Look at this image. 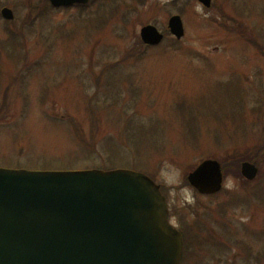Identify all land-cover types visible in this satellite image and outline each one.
<instances>
[{
  "label": "rangeland",
  "instance_id": "obj_1",
  "mask_svg": "<svg viewBox=\"0 0 264 264\" xmlns=\"http://www.w3.org/2000/svg\"><path fill=\"white\" fill-rule=\"evenodd\" d=\"M2 5L16 18L0 14L1 168L146 173L184 231L182 264H264V0ZM146 25L160 46L141 41ZM209 158L224 168L214 196L187 182Z\"/></svg>",
  "mask_w": 264,
  "mask_h": 264
},
{
  "label": "water",
  "instance_id": "obj_2",
  "mask_svg": "<svg viewBox=\"0 0 264 264\" xmlns=\"http://www.w3.org/2000/svg\"><path fill=\"white\" fill-rule=\"evenodd\" d=\"M50 1L61 7L90 0ZM3 16L15 18L9 9ZM170 28L184 36L180 17ZM141 36L148 45L163 40L152 26ZM242 174L254 180L258 168L244 163ZM224 178L221 164L207 160L188 180L209 195L222 190ZM168 214L160 187L142 173L0 169V264H180L184 240Z\"/></svg>",
  "mask_w": 264,
  "mask_h": 264
}]
</instances>
